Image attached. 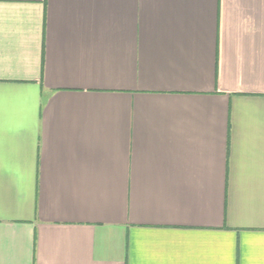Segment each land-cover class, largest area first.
I'll use <instances>...</instances> for the list:
<instances>
[{
    "label": "crops",
    "instance_id": "obj_1",
    "mask_svg": "<svg viewBox=\"0 0 264 264\" xmlns=\"http://www.w3.org/2000/svg\"><path fill=\"white\" fill-rule=\"evenodd\" d=\"M0 264H264V0H0Z\"/></svg>",
    "mask_w": 264,
    "mask_h": 264
}]
</instances>
